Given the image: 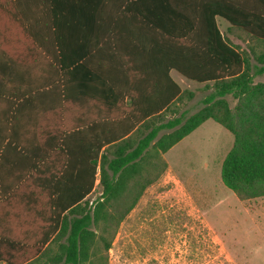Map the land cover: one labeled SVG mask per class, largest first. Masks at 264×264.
I'll return each mask as SVG.
<instances>
[{"label":"trees","instance_id":"1","mask_svg":"<svg viewBox=\"0 0 264 264\" xmlns=\"http://www.w3.org/2000/svg\"><path fill=\"white\" fill-rule=\"evenodd\" d=\"M144 1L134 0L122 13L146 21L139 28L143 37L145 27L146 40L127 42L146 55L115 56L120 71L107 79L95 77L84 60V120H63L56 142L69 157L68 131L84 130V168L76 170L70 186L61 184L69 166L54 170L57 183L46 186L55 195L47 202L49 230L41 240L3 238L7 246L0 247V260L13 264L18 252L19 264H107L119 224L165 170L162 154L208 119L233 136L221 164L222 183L240 200L264 196V82H255L264 73V0H151L146 10ZM218 18L229 32L250 38L247 50L227 40ZM76 59L59 61L64 72L71 69L64 118L74 84L81 81ZM172 70L209 90L202 106L187 116L174 113L193 92L180 88ZM97 170L102 191L89 205L85 197Z\"/></svg>","mask_w":264,"mask_h":264},{"label":"crops","instance_id":"2","mask_svg":"<svg viewBox=\"0 0 264 264\" xmlns=\"http://www.w3.org/2000/svg\"><path fill=\"white\" fill-rule=\"evenodd\" d=\"M127 5L134 7V0H0V247L7 246L3 238L41 240L49 230L47 202L55 197L46 186L60 176L54 170L68 165L61 184L70 186L76 170L84 168V130L68 131L69 157L66 147L56 146L63 120H84V60L95 77L107 79L120 71L115 56L146 55L127 44L146 40L145 27L143 37L139 29L146 21L122 13ZM143 7L150 9L151 0ZM114 36L119 51L111 43ZM75 58L81 81L74 84L64 118L71 69L64 72L59 61Z\"/></svg>","mask_w":264,"mask_h":264},{"label":"rangeland","instance_id":"3","mask_svg":"<svg viewBox=\"0 0 264 264\" xmlns=\"http://www.w3.org/2000/svg\"><path fill=\"white\" fill-rule=\"evenodd\" d=\"M217 22L233 46L247 50L245 33L229 32L223 19ZM171 76L182 90L193 92L174 114L198 110L209 90L174 71ZM255 82H264V73ZM232 143V134L208 119L163 153L165 170L119 224L107 264H264V196L240 200L221 181ZM101 191L96 182L85 198L89 205Z\"/></svg>","mask_w":264,"mask_h":264}]
</instances>
